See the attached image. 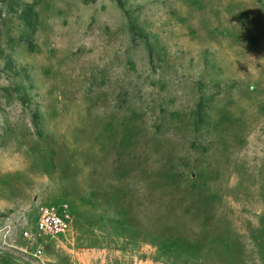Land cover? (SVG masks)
<instances>
[{"label":"rangeland","instance_id":"374dc122","mask_svg":"<svg viewBox=\"0 0 264 264\" xmlns=\"http://www.w3.org/2000/svg\"><path fill=\"white\" fill-rule=\"evenodd\" d=\"M0 264H264V0H0Z\"/></svg>","mask_w":264,"mask_h":264},{"label":"built area","instance_id":"2783aa9c","mask_svg":"<svg viewBox=\"0 0 264 264\" xmlns=\"http://www.w3.org/2000/svg\"><path fill=\"white\" fill-rule=\"evenodd\" d=\"M72 226V215L65 203L41 205L36 208L31 229L22 232V237L35 248L36 257L42 254L45 244L67 234Z\"/></svg>","mask_w":264,"mask_h":264}]
</instances>
